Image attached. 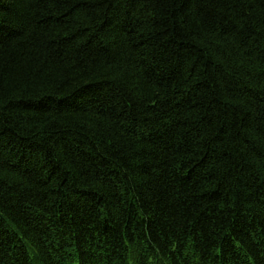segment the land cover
<instances>
[{
    "label": "trees",
    "instance_id": "trees-1",
    "mask_svg": "<svg viewBox=\"0 0 264 264\" xmlns=\"http://www.w3.org/2000/svg\"><path fill=\"white\" fill-rule=\"evenodd\" d=\"M0 264H264V0H0Z\"/></svg>",
    "mask_w": 264,
    "mask_h": 264
}]
</instances>
